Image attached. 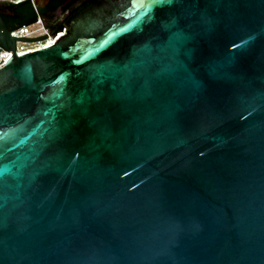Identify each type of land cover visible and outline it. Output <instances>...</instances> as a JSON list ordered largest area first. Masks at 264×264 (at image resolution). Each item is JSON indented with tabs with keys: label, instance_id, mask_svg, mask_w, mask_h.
<instances>
[{
	"label": "water",
	"instance_id": "obj_1",
	"mask_svg": "<svg viewBox=\"0 0 264 264\" xmlns=\"http://www.w3.org/2000/svg\"><path fill=\"white\" fill-rule=\"evenodd\" d=\"M17 28L0 264H264V0H84L19 55L46 35Z\"/></svg>",
	"mask_w": 264,
	"mask_h": 264
},
{
	"label": "flooded vegetation",
	"instance_id": "obj_2",
	"mask_svg": "<svg viewBox=\"0 0 264 264\" xmlns=\"http://www.w3.org/2000/svg\"><path fill=\"white\" fill-rule=\"evenodd\" d=\"M35 17L38 18L50 29L59 23L64 14L75 4L84 0H30ZM26 0H0V18L6 29L21 27L26 22L20 17L28 13ZM31 22V23H32ZM52 27V28H53Z\"/></svg>",
	"mask_w": 264,
	"mask_h": 264
},
{
	"label": "built area",
	"instance_id": "obj_3",
	"mask_svg": "<svg viewBox=\"0 0 264 264\" xmlns=\"http://www.w3.org/2000/svg\"><path fill=\"white\" fill-rule=\"evenodd\" d=\"M50 31L51 29H49L39 18L30 24H24L21 27L12 30L10 32L11 36L34 37L42 34L46 35L43 40L37 42L15 41V53L19 55L31 50L45 48L49 45H52L54 43V40L63 33L57 32L53 34L49 33ZM18 42L23 43V46H17ZM10 56H12L11 51L0 46V66L3 65Z\"/></svg>",
	"mask_w": 264,
	"mask_h": 264
},
{
	"label": "trees",
	"instance_id": "obj_4",
	"mask_svg": "<svg viewBox=\"0 0 264 264\" xmlns=\"http://www.w3.org/2000/svg\"><path fill=\"white\" fill-rule=\"evenodd\" d=\"M27 1V4H28V13L26 15H23L20 17L21 20H25L26 22L27 21H30L32 17H35V13L33 11V8H32V4H31V1L30 0H26ZM25 22V23H26ZM53 26H50V29H52Z\"/></svg>",
	"mask_w": 264,
	"mask_h": 264
},
{
	"label": "rangeland",
	"instance_id": "obj_5",
	"mask_svg": "<svg viewBox=\"0 0 264 264\" xmlns=\"http://www.w3.org/2000/svg\"><path fill=\"white\" fill-rule=\"evenodd\" d=\"M22 44H23V43L18 42V43H17V46H23ZM24 46H28V45H24Z\"/></svg>",
	"mask_w": 264,
	"mask_h": 264
}]
</instances>
